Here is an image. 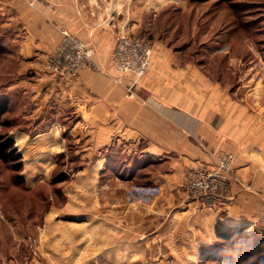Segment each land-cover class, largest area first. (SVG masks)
<instances>
[{
    "label": "rangeland",
    "instance_id": "1",
    "mask_svg": "<svg viewBox=\"0 0 264 264\" xmlns=\"http://www.w3.org/2000/svg\"><path fill=\"white\" fill-rule=\"evenodd\" d=\"M84 1L83 10L67 5L66 18L78 27L75 13L111 29L100 47L72 33V25L60 28L61 40L48 46L37 23L27 24L32 7L47 0H0V98L10 103L0 143L13 138L23 157L20 171L0 157V264L9 258L19 264H201L200 249L177 247L186 204L151 199L157 190L148 180L153 160L134 155L121 167V155L110 153L111 166L94 164L105 157V138H97L100 129L83 110L78 118L72 106L61 105L56 83L48 92L46 71L72 75L57 69L55 58L66 32L101 64L111 53L112 63L111 48L127 32L189 51L224 83L239 73L264 81V0ZM113 145L133 151L126 138Z\"/></svg>",
    "mask_w": 264,
    "mask_h": 264
},
{
    "label": "crops",
    "instance_id": "2",
    "mask_svg": "<svg viewBox=\"0 0 264 264\" xmlns=\"http://www.w3.org/2000/svg\"><path fill=\"white\" fill-rule=\"evenodd\" d=\"M47 1L48 5L42 2L43 7H32L27 24L33 28L37 23L42 42L48 46L61 40L60 28L69 31L71 25L72 33L99 47L100 38L111 35L103 23L87 21L82 15L74 13L75 19H81L78 27L68 21L67 5L80 10L84 0ZM99 2L107 6L105 0ZM152 46V66L131 95L129 80L116 81L112 76L114 47L102 64L96 61L98 69L85 67L72 75L62 72L61 76L48 66V92H54L51 86L56 83L61 105L72 106L78 118L83 110L85 120L94 123L95 131L100 129L97 138H105L106 153L94 164L100 161L111 166L110 153L121 155V167L134 155L153 160L155 167L150 169L148 180L157 190L151 199L162 203L169 197L188 208L180 217L177 232L183 234L179 239L183 243L176 244L178 248L199 250L214 243L220 221L247 225L249 232L264 234V81L258 76L243 80V73H239L233 82L224 83L207 71L203 61L189 56V51L163 41H153ZM101 122L103 125L97 127ZM116 138L128 139L133 151L114 147ZM220 152L235 157V178L213 197L189 198L185 190L188 172L213 165L215 154ZM171 227L169 224L166 230L172 232ZM4 264L19 263L9 258Z\"/></svg>",
    "mask_w": 264,
    "mask_h": 264
},
{
    "label": "built area",
    "instance_id": "3",
    "mask_svg": "<svg viewBox=\"0 0 264 264\" xmlns=\"http://www.w3.org/2000/svg\"><path fill=\"white\" fill-rule=\"evenodd\" d=\"M55 58L57 69H66L69 74L80 68L100 66L94 60L93 50L67 32ZM152 58V43L136 34L119 33L112 55L115 73L111 75L116 81L127 78L128 91L133 94L151 68ZM235 176V157L225 152L216 153L213 165H201L188 172L185 190L196 199L210 198L225 189Z\"/></svg>",
    "mask_w": 264,
    "mask_h": 264
},
{
    "label": "trees",
    "instance_id": "4",
    "mask_svg": "<svg viewBox=\"0 0 264 264\" xmlns=\"http://www.w3.org/2000/svg\"><path fill=\"white\" fill-rule=\"evenodd\" d=\"M3 51L4 47L0 46V54ZM9 106L8 99L0 98V124ZM0 157L7 162H16L12 169L22 170L23 157L13 138L8 137L0 143ZM216 238L214 243L201 246V264H264V234L249 232L247 225H230L220 221L216 225Z\"/></svg>",
    "mask_w": 264,
    "mask_h": 264
}]
</instances>
